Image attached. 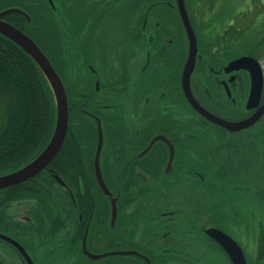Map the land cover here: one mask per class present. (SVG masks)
<instances>
[{
  "label": "flooded vegetation",
  "instance_id": "1",
  "mask_svg": "<svg viewBox=\"0 0 264 264\" xmlns=\"http://www.w3.org/2000/svg\"><path fill=\"white\" fill-rule=\"evenodd\" d=\"M249 4L248 8L245 2L246 12L239 7L238 13L227 16L219 9V0H184L197 40L190 89L203 108L228 122L245 120L264 105V84L258 105L248 108L250 72L229 68L236 59L250 56L264 72V29L259 31L262 41L246 50L240 43L252 30L249 26L236 30L237 23L244 26L241 17L251 15L255 8L262 10L257 16L263 12L260 0ZM0 19L30 37L55 69L67 65L75 90L87 87L83 111L90 117L91 136L96 139L94 177L105 197L103 203L110 205L106 224H94L106 229L98 227L97 234L90 235L92 215L81 227L83 216L75 190L74 218L65 216L66 224L59 232L39 238L34 231L44 236V229L51 226L43 227L50 218L38 205L43 201L24 196L11 202L5 208L7 228L0 224V234L13 242L0 237V264H191L193 255L187 254L190 246L186 243L194 241L200 247L216 246L232 264L225 250L206 233L210 228L226 233L215 223L220 206H210L216 207L211 216L212 211L201 209L195 200L204 188H210L200 185L215 172L219 174L222 161L236 169V142L227 136L255 127L261 133L264 113L250 127L236 131L192 107L183 83L190 34L179 0H0ZM238 49L244 53L231 56ZM200 73L211 77L208 84L198 82ZM100 127L99 165L109 193L100 187L95 170ZM211 141L216 144L203 153ZM245 145L249 150V143ZM216 148L219 155L214 154ZM255 149L262 150V146ZM237 173L242 175L241 167ZM191 184H197L194 196ZM222 185L215 184L214 190H222ZM197 213L209 214L205 225L197 222L198 234L177 222L183 215ZM79 235L81 241L76 239ZM131 251L136 253H124Z\"/></svg>",
  "mask_w": 264,
  "mask_h": 264
},
{
  "label": "trees",
  "instance_id": "2",
  "mask_svg": "<svg viewBox=\"0 0 264 264\" xmlns=\"http://www.w3.org/2000/svg\"><path fill=\"white\" fill-rule=\"evenodd\" d=\"M66 67L56 69L62 76L69 109L68 131L60 152L38 176L0 190V224L4 228H7L8 219L5 208L11 202L24 196L43 201L38 205L53 220L48 218L44 222V228L51 224L44 229L46 235L34 231L35 237L39 238H48L50 234L59 232L66 224L65 216L68 220L74 218L75 190L79 192L76 197L83 216L81 227L86 226L92 215L90 235L93 231L97 234L103 227L99 225L98 228L95 223L106 224L109 217L110 205L108 201L103 203L105 197L94 177L96 139L91 136L90 117L83 111L86 109L87 87L75 90L71 83V70ZM56 124V100L44 73L23 48L0 34V176L17 171L35 160L51 141ZM112 185L118 189L116 184ZM83 231L82 228L81 236ZM76 239L81 241L80 235Z\"/></svg>",
  "mask_w": 264,
  "mask_h": 264
},
{
  "label": "rangeland",
  "instance_id": "3",
  "mask_svg": "<svg viewBox=\"0 0 264 264\" xmlns=\"http://www.w3.org/2000/svg\"><path fill=\"white\" fill-rule=\"evenodd\" d=\"M250 1L251 0H241V3H239L238 0H219V9L226 12V14H228L227 16L236 14L242 9L244 10L243 12H246L244 9L245 2H247L249 8L251 6L249 4ZM260 2L264 4V0H260ZM239 7L240 10H238ZM259 11L262 10H260V8H255V11H253L251 15L248 13L247 17H241L243 20L245 19L243 21L245 27H242V25L238 23L236 25V30H242L248 26L250 27L249 29L252 30L250 33H245L244 42L240 43L244 50H246L248 46L256 45L262 41L259 39V31L264 29V8L260 16H257L256 14ZM241 14L242 12L240 15ZM244 50H235L231 56L243 54ZM210 78L211 77H207L204 73L197 75L198 82L202 81L204 85L205 83L208 84V80L210 82ZM194 90L195 94L198 96L195 87ZM256 128L258 127H255L253 130L237 133L234 137L227 136L228 140L236 142V169L227 161H222L224 165L220 167L219 174L215 172L213 177L207 178V185L204 183H201V185L199 184L200 186L210 188H204V190L201 191L200 198L195 200L196 205L201 206V209L209 208L210 211H212L210 213L211 216H215L216 212L214 208L216 207L210 206H220L218 209L220 212L215 218V223L241 246L248 264H264V251H262V249L264 250V240L260 241L261 237L264 238V129L258 131L261 133H257L255 131ZM246 142L249 143V150H245L247 146L245 145ZM214 144L216 143L211 141L208 146L204 148L203 153L211 151ZM261 146L262 150L255 149V147ZM214 154L219 155L220 149L216 148ZM238 167H241L242 175L237 173ZM210 173L211 172H207V174ZM221 176H225L227 179L223 180ZM218 183L223 184L222 190H214V185ZM196 185L197 184H191L190 186L192 196H194V191L197 189L194 188ZM192 198L193 197H190L189 200L192 201ZM16 208L22 211V208ZM221 217L222 221H220ZM208 218L209 214L205 213H197L195 216L188 214L181 216L177 219V222L179 224L182 222L184 226L191 229L193 232L192 234H198L195 230L197 228V222L199 221L200 224L205 225ZM63 235H65V232ZM191 243L188 242L186 244L190 246L189 253L187 254L189 255L190 252L192 253L193 263L229 264L228 258L221 254L216 246L207 244L205 247H200L201 245L195 244L196 241ZM260 252H263V254L261 255Z\"/></svg>",
  "mask_w": 264,
  "mask_h": 264
},
{
  "label": "water",
  "instance_id": "4",
  "mask_svg": "<svg viewBox=\"0 0 264 264\" xmlns=\"http://www.w3.org/2000/svg\"><path fill=\"white\" fill-rule=\"evenodd\" d=\"M179 5L181 9V14L183 17V21L185 27L187 28L190 34V58L186 64L184 71V89L187 97L190 100V103L194 109L208 118L209 120L223 126L224 128L230 130H242L253 125L260 116L264 113V105L257 111L253 116L239 121V122H228L224 119H221L213 114L209 113L205 108H203L199 102L195 99L192 90L190 89L189 81L191 74L194 71L195 61H196V53H197V40L188 18V15L185 10L184 0H179ZM0 34L8 37L16 44H18L21 48H23L29 56L35 61V63L39 66V68L44 73L47 78L56 100L57 107V124L55 128V132L51 141L45 150L32 162L23 168L14 171L12 173L0 176V190L9 188L12 186L19 185L37 175H39L46 167L50 165V163L55 159V157L60 152L66 135L68 131V122H69V109H68V97L66 93L65 86L63 81L56 71L55 67L52 65L47 55L40 49V47L26 34L22 31L14 27L13 25L3 21L0 19ZM230 69H240L244 68L250 72L251 75V92L248 100V108H252L258 105L260 101V97L262 94L263 84H264V72L261 64L253 57L243 56L241 58L233 61L230 66ZM103 145V134L101 127L99 128V140L97 146V154L95 160V170L97 181L102 188V190L106 193H109V190L104 182V179L101 174L100 165H99V157L100 152ZM117 208L115 205V200H113V220L116 217ZM206 233L225 250L227 255L232 261V264H248L245 253L241 246L229 235L224 233L223 231L215 228H210L206 230ZM1 238L7 239L10 242H13L10 238L1 235ZM18 246V245H17ZM84 249L86 250V238L83 243ZM127 255L135 254L136 252H124ZM102 256H92L94 258H100Z\"/></svg>",
  "mask_w": 264,
  "mask_h": 264
}]
</instances>
